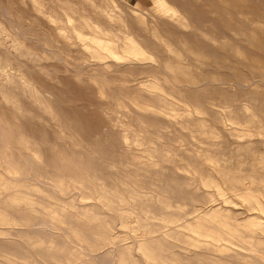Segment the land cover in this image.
<instances>
[{
  "label": "rangeland",
  "instance_id": "rangeland-1",
  "mask_svg": "<svg viewBox=\"0 0 264 264\" xmlns=\"http://www.w3.org/2000/svg\"><path fill=\"white\" fill-rule=\"evenodd\" d=\"M36 1L0 0V264H264V0Z\"/></svg>",
  "mask_w": 264,
  "mask_h": 264
},
{
  "label": "bare ground",
  "instance_id": "bare-ground-1",
  "mask_svg": "<svg viewBox=\"0 0 264 264\" xmlns=\"http://www.w3.org/2000/svg\"><path fill=\"white\" fill-rule=\"evenodd\" d=\"M35 1H36V0H35ZM60 1H61V0H60ZM36 2H37V1H36ZM48 2H49V4H51L52 1H51V0H48ZM171 2H172V1H171ZM62 3H63V2H62ZM65 5H66V4H65ZM37 6H38V5H37ZM63 6H64V4H63ZM38 9H39V7H38ZM40 9H41V8H40ZM44 9H45V7H44ZM44 9H43V10H44ZM50 9H51V8H50ZM41 10H42V9H41ZM48 10H49V9H48ZM48 10H47V11H48ZM52 10H53V9H52ZM76 10H77V9H76ZM45 11H46V10H45ZM47 11H46V12H47ZM63 11H64V10H63ZM36 12H39V10H37ZM67 12H68V11H67ZM43 13H44V12H43ZM56 13H57V12H56ZM39 14H40V12H39ZM60 14H61V13H60ZM48 15H49V14H48ZM54 15H56V14H54ZM57 15H58V14H57ZM57 15H56V16H57ZM61 15H62V14H61ZM50 16H51V15H50ZM50 16H49V17H50ZM52 16H53V15H52ZM68 16H69V15H68ZM84 16H85V15H84ZM43 17H46V16H43ZM53 17H54V16H53ZM46 18H47V17H46ZM58 18H60V17H58ZM62 18H63V17H62ZM64 18H65V16H64ZM69 18H70V17H69ZM69 18H68V19H69ZM53 19H54V18H53ZM70 19H71V18H70ZM81 19H82V18H81ZM84 19H85V18H84ZM47 20H48V19H47ZM50 20H52V17H51ZM56 20H57V19H56ZM59 20H60V19H59ZM61 20H63V19H61ZM198 20H199V19H198ZM54 21H55V20H54ZM57 21H58V20H57ZM83 21H84V20H83ZM195 21H196V20H195ZM49 22H50V21H49ZM58 22H62V21H58ZM71 22H73V21L71 20ZM71 22H70V23H71ZM180 22H181V21H180ZM228 22H229V21H228ZM50 23H51V22H50ZM53 24H54V23H53ZM60 24H61V23H60ZM77 24H78V23H77ZM89 24H90V22H89ZM89 24H88V25H89ZM68 25H69V23H68ZM70 25H72V23H71ZM75 25H76V24H75ZM78 25H79V24H78ZM78 25H77V26H78ZM80 25H81V24H80ZM83 25H84V24H83ZM61 26H62V25H61ZM61 26H60V27H61ZM63 26H65V25H63ZM77 26H76V27H77ZM56 27H58V26L56 25ZM69 28H70V27H69ZM73 28H74V27H73ZM80 28H81V26H80ZM87 28L90 29V27H87ZM164 28H165V27H164ZM58 29H60V28L58 27ZM62 30H63V29H62ZM62 30H61V31H62ZM65 30H66V29H65ZM72 30H73V29H72ZM74 30H75V29H74ZM61 31H60V32H61ZM78 31H79V29H78ZM99 31H100V30H99ZM63 32H64V30H63ZM65 32H66V31H65ZM69 32H70V31H69ZM69 32H67V34H68ZM75 32H76V30H75ZM82 32H83V31H82ZM90 32H91V31H90ZM211 32H212V31H211ZM17 33H18V32H17ZM61 33H62V32H61ZM76 33H77V32H76ZM80 33H81V32H80ZM207 33H208V32H207ZM18 34H19V33H18ZM69 34H70V33H69ZM82 34H84V33H82ZM82 34H81V36H82ZM77 35H78V34H77ZM77 35H76V36H77ZM84 35L86 36V34H84ZM99 35H100V34H99ZM63 36H64V35H63ZM78 36H79V35H78ZM108 36H109V35H108ZM67 37H68V36H67ZM83 37H84V36H83ZM87 37H88V35H87ZM87 37H86V38H87ZM102 37H103V35H102ZM77 38H78V37H76V39H77ZM79 38H80V36H79ZM79 38H78V39H79ZM90 38H91V37H90ZM90 38H87L86 40H87V41H88V39L91 40ZM106 38H107V37H106ZM108 38H109V37H108ZM203 38H204V37H203ZM233 38H234V37H233ZM74 39H75V38H74ZM76 39H75V40H76ZM93 39H94V40H97V39H95V38H93ZM110 39H111V38H110ZM110 39H109V40H110ZM204 39H205V38H204ZM234 39H235V38H234ZM99 40H100V39H99ZM201 40H202V39H201ZM206 40H207V39H206ZM91 41H92V40H91ZM103 41H104V39H103ZM207 41H208V40H207ZM217 41H218V40H217ZM229 41H230V40H229ZM101 42H102V41H101ZM114 42H115V41H114ZM114 42L112 41V44H113ZM234 42H235V41H234ZM93 43H95V42H93ZM107 43H108V42H107ZM88 44H89V43H88ZM96 44H98V42H96ZM114 44H115V43H114ZM92 45H93V44H92ZM92 45H91V46H92ZM99 45H100V44H99ZM109 45H111V44H109ZM115 45H116V44H115ZM117 45H118V44H117ZM95 46H96V45H95ZM104 46H106V44H105ZM96 47H97V46H96ZM116 47H117V46H116ZM120 47H121V46H120ZM108 48H109V47H105L104 50H103L102 52H103L104 54H109V55H110V54L112 55V54L116 53V52H115V47H112L113 50H110V49H108ZM87 49H88V48H87ZM99 49H100V48H99ZM101 49H102V48H101ZM78 50H79V49H78ZM88 51H89V50H88ZM123 51H124V50H123ZM123 51H121V52H123ZM132 52H134V51H132ZM132 52H131V53H132ZM137 52H138V51H136V53H137ZM86 53H87V52H86ZM126 53H127V52H126ZM136 53H135V54H136ZM138 53H139V52H138ZM219 53H220V52H219ZM59 55H60V54H59ZM128 55H129V54H128ZM133 55H134V53H133ZM137 55H138V54H137ZM137 55H136V56H137ZM91 56H92V55H91ZM139 56H140V55H139ZM114 57H115V56H114ZM150 57H151V56H150ZM197 57H198V56H197ZM116 58H117V57H116ZM145 58H146V57H145ZM147 58H148V57H147ZM113 59H114V58H113ZM86 60H87V59H86ZM118 60L121 61V59H119V58H118ZM122 60H123V59H122ZM111 61H112V60H111ZM114 61L116 62V60H113V62H114ZM120 61H119V62H120ZM97 62H98V60H97ZM139 62H140V61H139ZM148 62H149V61H148ZM152 62H154V61H152ZM128 63H129V62H128ZM146 63H147V62H146ZM156 63H157V62H156ZM101 64H102V63H101ZM160 66H161V65H160ZM166 71H167V70H166ZM169 75H170V74H169ZM259 84H260V83H259ZM237 85H238V84H237ZM261 85H262V84H261ZM262 87H263V86H262ZM237 106H238V105H237ZM57 114H58V113H57ZM58 116H59V115H58ZM59 117H60V116H59ZM237 120H238V119H237ZM69 127H70V126H69ZM71 129H72V128H71ZM99 157H100V156H99ZM262 181H264V180L262 179ZM263 183H264V182H263ZM77 187H78V186H77ZM78 189H79V188H78ZM142 207H143V206H142ZM145 209H146V208H145ZM226 235H227V234H226ZM228 236H229V235H228ZM221 248H222V247H221ZM249 248H250V247H249ZM214 249H215V248H214Z\"/></svg>",
  "mask_w": 264,
  "mask_h": 264
}]
</instances>
